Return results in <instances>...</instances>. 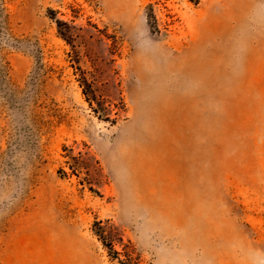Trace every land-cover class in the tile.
Wrapping results in <instances>:
<instances>
[{"label": "rangeland", "instance_id": "obj_1", "mask_svg": "<svg viewBox=\"0 0 264 264\" xmlns=\"http://www.w3.org/2000/svg\"><path fill=\"white\" fill-rule=\"evenodd\" d=\"M96 231L264 264V0H0V264H118Z\"/></svg>", "mask_w": 264, "mask_h": 264}, {"label": "trees", "instance_id": "obj_2", "mask_svg": "<svg viewBox=\"0 0 264 264\" xmlns=\"http://www.w3.org/2000/svg\"><path fill=\"white\" fill-rule=\"evenodd\" d=\"M58 30L60 29L59 33L60 36L64 39L65 38V34L63 33L64 31L61 30V27L63 26L59 21H55ZM82 86H85L84 84ZM86 90H84V95L88 96L87 93L85 92ZM89 97V96H88ZM89 100V103H91L92 99L87 98ZM96 226V224H95ZM99 230V229H98ZM97 236L99 237L102 245L106 248V250L108 251V256L112 259V260H116L118 264H135L134 262L131 261L130 256L124 252L123 255V259H120V253L116 252L112 245L110 243H106V239L104 238V235L100 233V231H96Z\"/></svg>", "mask_w": 264, "mask_h": 264}]
</instances>
